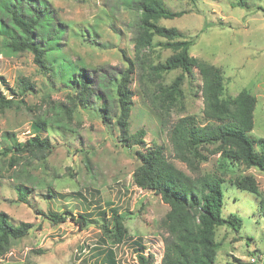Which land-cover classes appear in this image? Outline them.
Instances as JSON below:
<instances>
[{"label": "rangeland", "instance_id": "rangeland-1", "mask_svg": "<svg viewBox=\"0 0 264 264\" xmlns=\"http://www.w3.org/2000/svg\"><path fill=\"white\" fill-rule=\"evenodd\" d=\"M243 1L248 8L238 6V0H164L167 9L184 14L161 20L159 25L177 28L187 40L194 41L192 57L223 70L226 96L234 98L246 90L256 97L255 126L250 133L256 142L264 139V0ZM47 2L57 23L65 29L59 44L65 60L83 64L92 79L98 74L117 75L110 85L116 92L121 73L130 67L126 59L137 62L134 37L139 16L130 1ZM2 40L0 37V92L12 97L19 91L21 79L28 80L35 90L24 97L14 96L13 108L0 109V212L7 214L14 225L33 224L28 236L15 241L0 263L110 264L112 251L117 264H138L141 248L144 255H153V264L161 263L167 237L162 221L169 206L154 192L134 184V173L140 166L135 151L158 146L187 175L216 173L219 155L210 156L199 172L193 173L176 157L170 141V129L182 117L194 116L200 125L206 124L198 72L185 76L181 87L184 98L167 115L159 109L161 104L143 91L141 71L136 67L130 85V134L144 130L146 136L145 143L128 149L119 141L115 119L112 123L103 120L99 101L81 105L76 91L64 85L61 74L44 72L30 52L7 55ZM170 56V50L156 48L149 58L157 66ZM180 75L181 70L160 73L153 77L154 84L149 80L146 83L157 91L158 85L168 87ZM111 104L117 113L114 100ZM39 120L46 125L36 132ZM35 133L50 141L51 152L44 159L25 157L12 162L13 147ZM248 175L257 180L262 197L233 185L236 178ZM224 181L222 216L227 219L236 215L242 228L238 232L227 226L218 228L216 240L220 246L215 264H234L233 259L264 264V207L260 204L264 199V172L234 164L229 166ZM17 184L27 188V201L17 198ZM49 211L72 214L65 215L64 223L53 226L47 219ZM113 211L123 216L128 230V240L120 245H113L102 230ZM82 213L89 219L83 228L76 222Z\"/></svg>", "mask_w": 264, "mask_h": 264}, {"label": "trees", "instance_id": "trees-1", "mask_svg": "<svg viewBox=\"0 0 264 264\" xmlns=\"http://www.w3.org/2000/svg\"><path fill=\"white\" fill-rule=\"evenodd\" d=\"M129 1L139 16L134 37L137 62L126 59L130 67L121 73L114 93L110 85L117 75L98 74L92 79L83 64L70 60L67 62L59 52L65 29L57 23L56 15L47 0H0V37H3V51L7 55L30 52L35 64L44 72L62 75L64 85L76 91L81 105L99 101L104 111L103 120L112 123L115 119V125L120 131L119 141L128 149L145 143L146 136L144 130L130 134L133 106L130 85L136 67L141 71L140 86L143 91L146 95L149 93L154 102L158 101L161 104L159 109L167 115L184 98L181 87L185 76H193L195 70L198 72L202 81L200 88L206 124L200 125L194 116L182 117L172 125L170 141L176 157L193 173H198L201 164L208 161L210 156L219 155L216 173L196 177L187 175L167 159L163 148L157 146L144 152L135 151L140 166L134 173L133 182L142 190L154 192L169 206L162 221L167 237L164 239L163 256L159 264H215L220 246L216 240L218 228L227 226L236 232L242 228L241 219L236 215L227 219L222 216V184L225 183L229 166L242 164L248 169L255 168L264 172V139L255 142L250 137L255 126L257 99L246 90L234 98L226 96L223 70L192 57L190 49L194 41L187 40L177 28L159 25L161 20L182 17L183 12L170 11L164 0ZM238 1V6L248 8L243 0ZM156 48L170 50L172 56L163 64L154 66L149 57ZM176 70H181L182 75L168 87L158 85V90L155 91L146 83L149 80L154 84V76ZM18 84L19 91L10 98L0 92L1 110L14 107V96L24 97L35 90L34 85L26 79H21ZM112 100L118 108L117 113L111 104ZM36 124L38 127L35 125L34 131L38 132L44 128L46 122L39 120ZM51 150L50 141L35 133L24 143L13 147L14 157L11 161L25 157L44 159ZM232 183L240 190L262 197L259 184L253 176L236 178ZM15 190L21 202L27 201L28 190L23 184H17ZM260 204L264 207V199H261ZM66 214L72 213L49 211L47 219L53 226L59 225L66 221ZM76 222L82 228L87 226L88 215L80 214ZM124 222L123 216L113 211L110 221L102 225L103 232L113 245H120L128 240V230ZM32 226L31 223L14 225L7 214L0 212V260L10 252L15 241L28 236ZM139 252L138 264H153V255H144L143 248ZM109 253L108 262L117 264L113 258L114 252ZM233 260L234 264H246L239 259Z\"/></svg>", "mask_w": 264, "mask_h": 264}]
</instances>
